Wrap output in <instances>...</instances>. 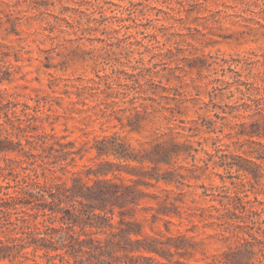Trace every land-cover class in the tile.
Masks as SVG:
<instances>
[{"label": "rangeland", "instance_id": "1", "mask_svg": "<svg viewBox=\"0 0 264 264\" xmlns=\"http://www.w3.org/2000/svg\"><path fill=\"white\" fill-rule=\"evenodd\" d=\"M229 66L264 85V0H0V99L17 103L16 114L33 116L37 127L10 137L27 149L26 134L53 133L81 149L69 171L41 183L70 184L72 172L90 181L85 170L104 159L126 183L148 180V172L167 177L139 182L144 195L133 216H123L140 222L139 238L155 239L159 252L131 253L152 263L226 264L238 232L253 243L248 264H264V136H250L264 118L223 112L239 97L235 85L219 89ZM137 113L139 127L130 130ZM113 134L139 155L151 141L175 142L177 153L154 170L97 156L94 145ZM221 152L229 165L220 164ZM22 158L0 153V185L21 176ZM93 237L105 244L109 233Z\"/></svg>", "mask_w": 264, "mask_h": 264}, {"label": "trees", "instance_id": "2", "mask_svg": "<svg viewBox=\"0 0 264 264\" xmlns=\"http://www.w3.org/2000/svg\"><path fill=\"white\" fill-rule=\"evenodd\" d=\"M228 69L232 72L230 80L224 81L219 89L235 85L239 97L234 104L227 103L228 110L223 112L230 114L243 109L264 118V85H254L251 81L241 79L239 71L230 66ZM229 92L231 96L234 91L229 89ZM16 105L12 101L3 102L0 99V153L17 151L24 157L19 160L21 176L14 175L12 185L8 182L0 185V264H139L136 261L139 258L144 259L147 264H175L160 261L152 263L154 258L151 256L131 254L136 251L159 250L153 245L155 239L146 241L144 236L138 237L142 235L140 222L124 220L123 217L126 214L133 216L140 197L144 195L136 187L139 182L148 185L152 184V179L156 182L167 181V177L148 172L143 174L148 180L139 177L130 180L132 183H126L116 176L115 172L120 170L118 164L104 159L96 169L85 170L86 176H94L90 181H85L72 172L70 184L65 181L41 183V177H57L54 175L57 170L62 173L69 171L68 166H74L76 156L82 158L83 154L80 153L81 149H71L72 142L58 143L53 133L26 134L27 149L20 140L13 141L10 137L13 134L19 136L18 134L28 132L29 128H37L32 123L33 116L24 114L25 117L21 118L16 114ZM24 107L28 108V105ZM134 117V121L128 122L130 130H137L139 127L138 113ZM258 126L250 131V136H264V126L262 131ZM94 148L97 156L112 155L115 159L136 161L139 164L149 162L154 170L159 163L170 161L177 153L178 144L151 141L149 149L143 150L139 155L113 134L97 141ZM221 149L216 147V152ZM218 156L221 165L230 164L225 163L227 153L221 152ZM9 187H13L12 192L3 191ZM116 212L120 216L118 225L113 223ZM152 217L157 218L156 215ZM107 231L109 240L105 244L98 237H93V234ZM132 234L135 235L134 238ZM234 235L242 241L236 250L224 253L222 262L248 264L249 256L254 254L253 243L238 232ZM249 236L255 239L253 234L250 233ZM247 253L250 254L247 256ZM38 258H44L45 261ZM71 258L73 262H70Z\"/></svg>", "mask_w": 264, "mask_h": 264}]
</instances>
